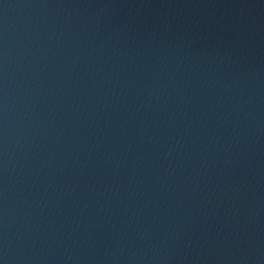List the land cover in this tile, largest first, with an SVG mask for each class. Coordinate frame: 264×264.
<instances>
[{
    "label": "water",
    "instance_id": "95a60500",
    "mask_svg": "<svg viewBox=\"0 0 264 264\" xmlns=\"http://www.w3.org/2000/svg\"><path fill=\"white\" fill-rule=\"evenodd\" d=\"M0 264H264V0H0Z\"/></svg>",
    "mask_w": 264,
    "mask_h": 264
}]
</instances>
